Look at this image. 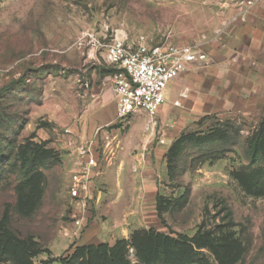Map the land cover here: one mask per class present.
I'll list each match as a JSON object with an SVG mask.
<instances>
[{"label":"rangeland","instance_id":"rangeland-1","mask_svg":"<svg viewBox=\"0 0 264 264\" xmlns=\"http://www.w3.org/2000/svg\"><path fill=\"white\" fill-rule=\"evenodd\" d=\"M229 2L0 0V233L34 242L41 251L30 259L33 264L68 257L82 244L116 239L105 235L112 222L106 212L99 215L92 209L81 225L74 224L72 216L81 211L66 192L73 161L69 163L61 149L63 131L80 114L91 74L107 72L104 58L110 38L143 36L153 45L191 44L207 52L224 28ZM128 120L116 121L112 128L118 130V149L109 168L122 148ZM257 124L218 117L197 126L159 173V219L151 222L146 216L140 228L191 238L220 226L235 232L244 244L236 264H264V196L246 194L232 176L247 165V141ZM40 144L55 157L25 170L20 151ZM126 169L122 179L109 174L104 195L111 188L119 193L121 182H133L135 169ZM105 201L104 209L113 205L117 212L130 205ZM92 234L96 238L86 240ZM202 252L208 264H217ZM126 258L128 264H144L130 245ZM0 264L15 262L4 257Z\"/></svg>","mask_w":264,"mask_h":264},{"label":"crops","instance_id":"crops-1","mask_svg":"<svg viewBox=\"0 0 264 264\" xmlns=\"http://www.w3.org/2000/svg\"><path fill=\"white\" fill-rule=\"evenodd\" d=\"M239 1L230 0L220 37L207 52L202 51L207 61L190 66L169 83L163 93L164 102L153 117L144 112L130 116L116 162L111 168L99 163L84 219L91 216L92 209L99 215L106 212L112 220L106 236L128 239L133 230L149 229L140 225L146 216L151 222L157 218V179L165 167V154L183 134L195 132L208 118L264 121V0L247 12H243ZM105 69L103 74H91V86L82 99L80 114L66 127L72 135L63 136L61 149L69 163L73 161L76 144L87 143L95 151L103 130L111 127L112 135H118V130L112 129L117 121L116 96L110 78L113 68L106 65ZM128 165L137 174L133 182H121V193L111 188L104 195L103 183H110L109 174H118L122 179ZM104 199L110 203H130L129 209L117 212L112 205L106 211L101 205ZM95 238L92 234L86 240ZM114 241L103 242L112 245Z\"/></svg>","mask_w":264,"mask_h":264},{"label":"trees","instance_id":"trees-1","mask_svg":"<svg viewBox=\"0 0 264 264\" xmlns=\"http://www.w3.org/2000/svg\"><path fill=\"white\" fill-rule=\"evenodd\" d=\"M114 69L110 71L111 74ZM211 118H208V120ZM257 129L247 141L245 151L247 165L236 170L232 176L242 190L253 197L264 196V121L258 122ZM191 133L183 134L168 149L166 158L177 156L182 144L190 138ZM20 158L25 170L35 163L55 157L53 150L45 145H32L23 148ZM155 197L157 218L161 213ZM128 245L132 246L139 260L144 264H208L205 250L217 264H236L245 252V247L237 234L224 231L218 226L212 231H198L191 238H171L153 228L136 229L129 240L117 239L112 245L99 243L87 244L73 248L65 258H51L40 264H128L126 253ZM41 250L32 242L17 240L7 231L0 233V260L12 259L15 264H33L31 258Z\"/></svg>","mask_w":264,"mask_h":264},{"label":"built area","instance_id":"built-area-1","mask_svg":"<svg viewBox=\"0 0 264 264\" xmlns=\"http://www.w3.org/2000/svg\"><path fill=\"white\" fill-rule=\"evenodd\" d=\"M261 1L240 0L239 3L243 12H247ZM206 61V54L195 45H153L143 36L128 39L114 34L106 46L104 62L115 70L110 78L116 96L117 121L123 123L139 112L153 117L164 102L167 85L190 66ZM63 135L70 138L72 133L65 129ZM115 139L111 131L103 130L95 151L84 142L74 146L66 192L81 211L72 216L76 226L84 221L83 213L88 208L90 186L98 174L99 163L109 164L115 157L118 149Z\"/></svg>","mask_w":264,"mask_h":264}]
</instances>
